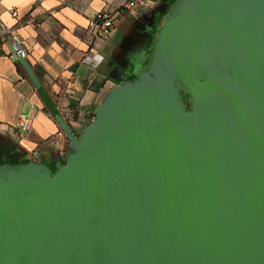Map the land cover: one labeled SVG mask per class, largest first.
Wrapping results in <instances>:
<instances>
[{"label": "water", "instance_id": "95a60500", "mask_svg": "<svg viewBox=\"0 0 264 264\" xmlns=\"http://www.w3.org/2000/svg\"><path fill=\"white\" fill-rule=\"evenodd\" d=\"M148 59L54 174L0 165V264H264V0H176Z\"/></svg>", "mask_w": 264, "mask_h": 264}, {"label": "crops", "instance_id": "0c3cea01", "mask_svg": "<svg viewBox=\"0 0 264 264\" xmlns=\"http://www.w3.org/2000/svg\"><path fill=\"white\" fill-rule=\"evenodd\" d=\"M175 2L148 0L143 8L127 9L125 0H0V19L22 38L41 84L34 86L0 41V164L61 165L71 146L57 117L79 135L106 96L142 68L137 63L127 71L119 58L123 50L130 55L138 27L159 14L161 24ZM104 10L117 20L108 38H95L89 24ZM30 18L32 25L26 24ZM22 120L29 121L28 130Z\"/></svg>", "mask_w": 264, "mask_h": 264}, {"label": "built area", "instance_id": "2783aa9c", "mask_svg": "<svg viewBox=\"0 0 264 264\" xmlns=\"http://www.w3.org/2000/svg\"><path fill=\"white\" fill-rule=\"evenodd\" d=\"M148 0H125V8L136 9L143 8L147 5ZM11 15L16 18L18 13L16 10L10 11ZM117 20V14L109 10H104L97 14L89 24V27L94 31L95 38L106 39L110 36L115 22ZM26 24H34L33 19L26 20ZM0 41H3L9 46L8 57L11 60L18 61L19 57H26V48L22 38L16 33V31L8 27L0 19ZM20 127L23 130H28L30 128V123L28 120H22L20 122Z\"/></svg>", "mask_w": 264, "mask_h": 264}, {"label": "flooded vegetation", "instance_id": "af4514ba", "mask_svg": "<svg viewBox=\"0 0 264 264\" xmlns=\"http://www.w3.org/2000/svg\"><path fill=\"white\" fill-rule=\"evenodd\" d=\"M161 17L162 16L159 14L155 18V20L154 18L146 19L145 22L138 27V29L134 34V39H132L134 41V44L129 49V52H131L130 55L126 54L127 51L126 52L124 50L122 51V55H120L119 58L121 59L122 66H127V71L133 69L134 65L137 63L142 65V68L143 67L145 68V66L148 64V58L152 51V45L156 40L158 29L161 25L158 23V20ZM128 81H133V80L129 79ZM0 165H5V164H0Z\"/></svg>", "mask_w": 264, "mask_h": 264}, {"label": "trees", "instance_id": "16d2710c", "mask_svg": "<svg viewBox=\"0 0 264 264\" xmlns=\"http://www.w3.org/2000/svg\"><path fill=\"white\" fill-rule=\"evenodd\" d=\"M161 25H162V23H161ZM161 25H160V27H161ZM160 27H159V29H160ZM18 64H19V63H18ZM148 64H149V59H148ZM148 64H147L145 67H147ZM19 66L21 67L20 64H19ZM136 78H137V76H136L133 80H135ZM185 101H186V104H187V108L190 109L191 105H190V103H189V96H186V97H185ZM94 118H95V115H92V118H91L92 120H91V122L93 121ZM80 134H81V133H79L78 136H80ZM65 161H66V159L63 160V161L61 162V165H62L63 163H65ZM56 170H57V168H56V169H52L53 174L56 172Z\"/></svg>", "mask_w": 264, "mask_h": 264}]
</instances>
